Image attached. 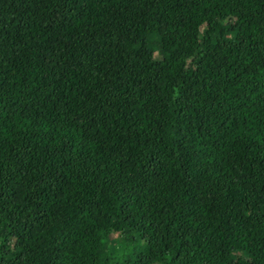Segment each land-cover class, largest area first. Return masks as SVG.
Here are the masks:
<instances>
[{
    "label": "trees",
    "instance_id": "obj_1",
    "mask_svg": "<svg viewBox=\"0 0 264 264\" xmlns=\"http://www.w3.org/2000/svg\"><path fill=\"white\" fill-rule=\"evenodd\" d=\"M0 264H264V0H0Z\"/></svg>",
    "mask_w": 264,
    "mask_h": 264
},
{
    "label": "rangeland",
    "instance_id": "obj_2",
    "mask_svg": "<svg viewBox=\"0 0 264 264\" xmlns=\"http://www.w3.org/2000/svg\"><path fill=\"white\" fill-rule=\"evenodd\" d=\"M223 16H224V13H223ZM222 17V16H221ZM198 23V27H197V30H202V29H205L207 28L208 29V25L207 23H205L204 21L203 22H197ZM213 57L214 58H223L225 59V56L224 55H217L215 53H213ZM229 57H232L231 55ZM194 62V61H193ZM226 70H230L229 68H226ZM201 73L197 76V77H200ZM203 79H204V76H203ZM113 237H116L117 234H114L112 235Z\"/></svg>",
    "mask_w": 264,
    "mask_h": 264
},
{
    "label": "clouds",
    "instance_id": "obj_3",
    "mask_svg": "<svg viewBox=\"0 0 264 264\" xmlns=\"http://www.w3.org/2000/svg\"><path fill=\"white\" fill-rule=\"evenodd\" d=\"M222 7H223V4H220V11H221V13H223V10H222L223 8Z\"/></svg>",
    "mask_w": 264,
    "mask_h": 264
}]
</instances>
